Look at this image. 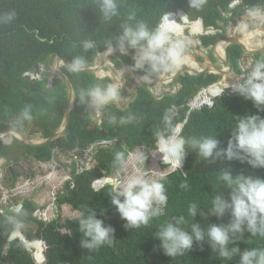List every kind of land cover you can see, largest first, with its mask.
<instances>
[{
    "label": "clouds",
    "instance_id": "obj_1",
    "mask_svg": "<svg viewBox=\"0 0 264 264\" xmlns=\"http://www.w3.org/2000/svg\"><path fill=\"white\" fill-rule=\"evenodd\" d=\"M66 2L44 35L76 52L49 50L23 74L26 99L0 102V264H19L17 246L48 264L77 229L81 251L113 247L115 227L92 210L109 188L161 264H264V5L157 0L163 15L146 21L125 0ZM223 99L246 113L190 125Z\"/></svg>",
    "mask_w": 264,
    "mask_h": 264
},
{
    "label": "trees",
    "instance_id": "obj_2",
    "mask_svg": "<svg viewBox=\"0 0 264 264\" xmlns=\"http://www.w3.org/2000/svg\"><path fill=\"white\" fill-rule=\"evenodd\" d=\"M89 1L67 0L66 5L70 10L78 11L87 8ZM125 1L130 7L139 11V18L142 20L159 21L164 13L157 4V0ZM259 1L264 5V0ZM256 4L251 3V5ZM61 9V0H0V16L13 10L16 13L15 19L10 23H0L1 103L17 107L19 103L26 99V93L22 91V86H25L28 92H31L34 90L35 84L24 78L23 74L30 70L36 61L44 60L49 50L58 48L63 55L68 53L73 55L72 52H76V49L69 48L68 42L55 41L51 45L50 41L45 39V20L52 16L49 20V30L53 31L56 27L55 14L59 13ZM148 26L154 28L155 24L150 22ZM94 27L93 21L90 26L76 31L88 32L93 30ZM11 30L13 31L12 33H10ZM43 40H46V42H43ZM229 109L233 111L235 118L236 116L244 115L247 111L243 103H231L229 100L223 99L217 105L215 112L207 110L204 113L193 114L190 125H194L209 116H215L226 123L229 118ZM249 113H252V111L249 110ZM163 128L164 123L160 129ZM120 151L117 150L116 152ZM39 153L41 156H45L49 153V150L43 148L39 150ZM206 170L209 172L213 171V166L209 165ZM111 192L112 190L109 188L101 193H96L92 210L115 227L116 238L114 246L102 249L95 254L85 253L80 249V232L77 229L75 239L67 240L63 246L49 254L48 264H161L157 256L146 255L148 248L144 247L136 238L138 231L127 230L122 226L113 211ZM16 250L19 264H34L21 246H17Z\"/></svg>",
    "mask_w": 264,
    "mask_h": 264
},
{
    "label": "rangeland",
    "instance_id": "obj_3",
    "mask_svg": "<svg viewBox=\"0 0 264 264\" xmlns=\"http://www.w3.org/2000/svg\"><path fill=\"white\" fill-rule=\"evenodd\" d=\"M90 16H91V14H90V12H88V13H87V18L90 17ZM249 27H250V28L252 27V23H249ZM234 65L236 66V63H235ZM77 78H79V77H76V79H77ZM80 80H81V79H78L77 82H76V84H79ZM66 85H67V84H66ZM67 88H68V85H67ZM58 98H60V97L57 96L56 98H54V100H55V103H54V104H49V106L46 107V108H43V109H41V110H36V111H35L36 115H37L38 117H40L41 119L47 121V120L50 118L51 113L55 111L54 109H55L56 106H57V104H56L57 101H56V100H57Z\"/></svg>",
    "mask_w": 264,
    "mask_h": 264
},
{
    "label": "bare ground",
    "instance_id": "obj_4",
    "mask_svg": "<svg viewBox=\"0 0 264 264\" xmlns=\"http://www.w3.org/2000/svg\"><path fill=\"white\" fill-rule=\"evenodd\" d=\"M260 33H262V32H260ZM244 43H245L246 45H248V46H251L253 49H256V48H257V46L253 44V40L250 39V38H245V39H244ZM36 244H37V243H36ZM37 245H39V244H37ZM39 246H40V245H39ZM41 252H42V249H41Z\"/></svg>",
    "mask_w": 264,
    "mask_h": 264
}]
</instances>
